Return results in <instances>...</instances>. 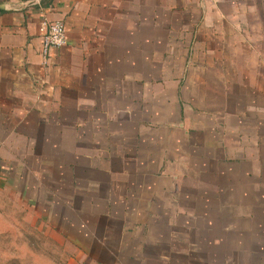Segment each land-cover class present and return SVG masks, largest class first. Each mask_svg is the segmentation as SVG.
<instances>
[{
    "label": "crops",
    "instance_id": "0c3cea01",
    "mask_svg": "<svg viewBox=\"0 0 264 264\" xmlns=\"http://www.w3.org/2000/svg\"><path fill=\"white\" fill-rule=\"evenodd\" d=\"M261 43L264 0H0V192L114 262L253 261Z\"/></svg>",
    "mask_w": 264,
    "mask_h": 264
},
{
    "label": "rangeland",
    "instance_id": "374dc122",
    "mask_svg": "<svg viewBox=\"0 0 264 264\" xmlns=\"http://www.w3.org/2000/svg\"><path fill=\"white\" fill-rule=\"evenodd\" d=\"M260 48L263 51L264 44L261 43ZM2 193L1 191L0 264H135L124 261L114 262L110 260L111 256L98 254L97 247L90 238H82L81 246H77L74 244L78 241L77 229L61 222L59 213L48 212V208L44 209L37 204L29 209L25 198L14 200ZM43 199L44 197L39 198L38 201L43 202ZM260 220L264 222V215ZM95 232L99 237L100 231L95 230ZM258 234L263 240L258 254L251 261L252 263L248 259L243 264H264V230L258 231ZM111 246L109 244L107 249ZM104 248L106 249V246ZM81 251L86 254H81ZM87 251L93 253V256L88 255ZM96 257L100 260H94Z\"/></svg>",
    "mask_w": 264,
    "mask_h": 264
},
{
    "label": "built area",
    "instance_id": "2783aa9c",
    "mask_svg": "<svg viewBox=\"0 0 264 264\" xmlns=\"http://www.w3.org/2000/svg\"><path fill=\"white\" fill-rule=\"evenodd\" d=\"M39 30L42 37L41 54L44 63H47L52 50L60 49L66 45V28L62 21L43 19Z\"/></svg>",
    "mask_w": 264,
    "mask_h": 264
}]
</instances>
